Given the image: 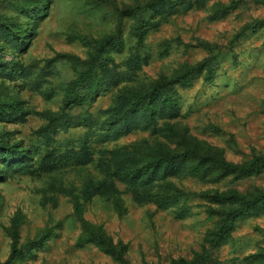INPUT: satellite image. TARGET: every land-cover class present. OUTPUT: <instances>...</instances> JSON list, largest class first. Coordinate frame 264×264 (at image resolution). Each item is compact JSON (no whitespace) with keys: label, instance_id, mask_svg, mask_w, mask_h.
Instances as JSON below:
<instances>
[{"label":"rangeland","instance_id":"1","mask_svg":"<svg viewBox=\"0 0 264 264\" xmlns=\"http://www.w3.org/2000/svg\"><path fill=\"white\" fill-rule=\"evenodd\" d=\"M6 260L264 264V0H0Z\"/></svg>","mask_w":264,"mask_h":264},{"label":"trees","instance_id":"2","mask_svg":"<svg viewBox=\"0 0 264 264\" xmlns=\"http://www.w3.org/2000/svg\"><path fill=\"white\" fill-rule=\"evenodd\" d=\"M105 42H106V40H103V41H102V44H104ZM205 65H206V60H203V61H200V62L195 63V64L192 65V66L187 67V68L185 69L184 72L191 71V70H200V69H202ZM181 75H182V74L176 75V77H179V76H181ZM171 80H172V77H171ZM159 85H160V83L157 84L156 86L158 87ZM159 160H160V161L163 160V157H160ZM74 210H75V212H79V211H80V206H79L78 204H76V205L74 206ZM225 229H226V223L223 222V223L219 226V228L217 229V231H216V233H215L216 238H219V237L222 235V233L225 231ZM99 239H100L101 241L104 240L102 237H99ZM8 262H9V261L6 260V261H4V262L1 263V264H8ZM175 264H184V262H183L182 260H180V261H175Z\"/></svg>","mask_w":264,"mask_h":264}]
</instances>
